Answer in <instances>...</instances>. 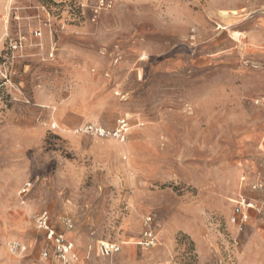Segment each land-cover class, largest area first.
I'll return each mask as SVG.
<instances>
[{
    "label": "rangeland",
    "instance_id": "1",
    "mask_svg": "<svg viewBox=\"0 0 264 264\" xmlns=\"http://www.w3.org/2000/svg\"><path fill=\"white\" fill-rule=\"evenodd\" d=\"M263 8L0 0V264L53 251L45 211L72 264H264ZM243 197L262 212L240 228ZM101 242L121 250L101 257Z\"/></svg>",
    "mask_w": 264,
    "mask_h": 264
},
{
    "label": "built area",
    "instance_id": "2",
    "mask_svg": "<svg viewBox=\"0 0 264 264\" xmlns=\"http://www.w3.org/2000/svg\"><path fill=\"white\" fill-rule=\"evenodd\" d=\"M261 12L264 14V8L261 10ZM35 36L41 37L42 34L41 32L37 31L35 32ZM95 132L104 137L110 136L112 134L105 132L102 129H96ZM127 132L128 121L126 119H122L119 121V127L116 130L115 137H121V139L124 141L126 139ZM252 188L255 191H261V189H264V175L252 185ZM250 210H255L258 213L262 212V208H260L254 201L245 197L241 198V201L238 203L231 216L232 224L242 228L243 225L250 219ZM145 220L146 221L143 225V232L141 234L142 239L140 244L146 248H152L155 247L158 242L157 234L154 228V221L151 217H148ZM34 222L36 223L37 230L43 232L45 234L46 240L53 242L54 246L53 251L45 250L41 254V260L38 264H54L53 257L58 258L61 264H72L71 257L74 250V244L70 240H67L62 234L57 233L54 223L52 222L51 214L48 211L39 213L35 216ZM61 222L68 231L74 229L75 223L70 217H62ZM120 250L121 246L118 244L101 242L98 247V254L101 257L111 256L119 253Z\"/></svg>",
    "mask_w": 264,
    "mask_h": 264
},
{
    "label": "crops",
    "instance_id": "3",
    "mask_svg": "<svg viewBox=\"0 0 264 264\" xmlns=\"http://www.w3.org/2000/svg\"><path fill=\"white\" fill-rule=\"evenodd\" d=\"M45 235V234H44ZM236 244H238V243H236Z\"/></svg>",
    "mask_w": 264,
    "mask_h": 264
},
{
    "label": "bare ground",
    "instance_id": "4",
    "mask_svg": "<svg viewBox=\"0 0 264 264\" xmlns=\"http://www.w3.org/2000/svg\"><path fill=\"white\" fill-rule=\"evenodd\" d=\"M235 14H237V13H235Z\"/></svg>",
    "mask_w": 264,
    "mask_h": 264
}]
</instances>
